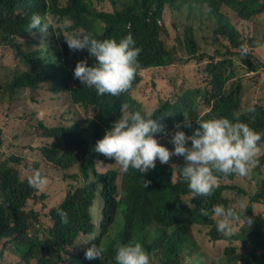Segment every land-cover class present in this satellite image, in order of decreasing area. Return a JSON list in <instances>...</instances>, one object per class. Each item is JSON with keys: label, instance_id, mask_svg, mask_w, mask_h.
<instances>
[{"label": "trees", "instance_id": "trees-1", "mask_svg": "<svg viewBox=\"0 0 264 264\" xmlns=\"http://www.w3.org/2000/svg\"><path fill=\"white\" fill-rule=\"evenodd\" d=\"M108 5L111 9L106 8ZM167 7L181 14L188 13L184 36H177L173 44L169 42L170 31L163 23ZM263 13L264 0H0V47L12 49L15 58L26 67L9 83L0 74V103L21 90H39L43 84L53 95L68 96L57 111L62 113L65 107V120L71 123L48 127L39 121L35 133L44 138L39 150L46 161L61 170L74 165L80 170V176L71 177L79 185H71L59 204L43 217L28 208L30 201L39 200V185L30 186V177L24 179L19 168L39 170L41 163L26 161L23 155L0 159V258L11 248L17 264H115L117 244L137 241L149 253L151 264H195L201 252L205 254L196 234L201 226L209 230V240H227L232 244L225 249L228 264H264V215L256 211L257 205H264V177L257 192L243 205L244 215L252 219V225L239 224L238 231L226 236L217 231L218 218L211 209L222 204L242 212L236 199L244 195L245 187L236 182L245 177L231 175L227 183L221 179L211 197L194 199L178 169L171 166H182V157H172L169 165L157 161L155 169L141 177L131 169L123 173L114 159L94 151L96 142L115 120L126 111H140V103L133 99L132 92L141 81V72L183 62L180 60L186 57L184 50L194 60L211 59L205 68L207 82L202 90L190 91L187 99L182 97L176 103L161 104L152 117L169 132H175V125L183 123L184 113L193 120L194 127H198L197 120H234L238 116L240 122L255 131H264V105L252 107L254 112L245 110L242 86L238 83L228 87L235 77L233 56L241 57L250 72L264 67V59L254 53L264 45V29L258 31L257 39H249L239 26L241 22L252 23L253 18ZM33 14L46 17L50 23L46 34L38 30L27 33ZM193 18L217 42L226 43V53L217 52V56H228V59H218L208 53L198 55ZM81 33H90L101 41H119L132 35L136 47L142 49L138 57L141 70L132 90L118 97L98 96L94 89L73 78L77 62L87 59L88 66L94 63L87 49L71 51L65 41ZM48 34L57 38L58 43L48 44ZM247 43L249 53L242 56L241 45ZM200 97H204L209 107L204 115L199 110ZM90 110L93 116L88 125L83 124L82 115ZM183 130L191 135L190 129ZM156 138L160 141L166 138L161 143L173 150L167 140L170 136L158 134ZM2 150L0 128V153ZM100 163L104 171L100 170ZM255 174L264 176V152L251 175ZM143 181H150L147 188ZM93 209L98 224L94 221ZM58 210L67 213V224L61 222ZM85 237L90 238L89 244L81 250L75 249L77 242ZM4 239L8 242L3 243ZM236 242L242 244L244 251ZM93 244L104 245L102 261L85 258Z\"/></svg>", "mask_w": 264, "mask_h": 264}, {"label": "clouds", "instance_id": "clouds-1", "mask_svg": "<svg viewBox=\"0 0 264 264\" xmlns=\"http://www.w3.org/2000/svg\"><path fill=\"white\" fill-rule=\"evenodd\" d=\"M49 28L50 23L46 17L33 14L26 31L32 34L34 30H38L46 34ZM65 41L71 51L87 49L89 56L94 58L92 66H88L87 59L77 62L74 79L85 87L94 89L98 96L118 97L132 90L141 70L138 57L142 49L136 47L131 34L119 41H101L93 38L90 33H81L69 36ZM240 52L242 56H247L248 46L241 45ZM127 107L124 106L125 109ZM254 111L255 109H250V112ZM195 124L198 127H194L193 120L184 113L183 123L175 125V132H169L151 113L126 111L105 131L104 137L96 142L94 151L108 159H114L115 165H119L123 173L131 169L141 177L155 169L157 161L162 165H169L172 157H182V166H171L178 169L194 199L211 197L221 179L227 183L230 182L228 177L231 175L248 177L259 166V157L264 152V131H255L247 123L240 122L238 116H234V120H197ZM183 129H190L191 135H187ZM158 134L171 137L169 143L173 145V150H169L156 138ZM45 182L38 171L29 178L30 186L33 187L42 186ZM149 184L150 181L144 182L145 188ZM241 209L242 212H237L233 207L222 204L212 207L214 217L218 218L216 227L220 234L230 236L236 231L237 225H252V219L244 215L246 210L243 205ZM57 214L62 223H68L66 212L58 210ZM105 251L103 244H93L87 249L85 258L102 261ZM115 253V264H151V257L141 242L117 244Z\"/></svg>", "mask_w": 264, "mask_h": 264}, {"label": "rangeland", "instance_id": "rangeland-1", "mask_svg": "<svg viewBox=\"0 0 264 264\" xmlns=\"http://www.w3.org/2000/svg\"><path fill=\"white\" fill-rule=\"evenodd\" d=\"M106 8L111 9L109 5ZM186 14L188 13L183 11L181 14L171 7H167L163 23L170 31V44H173L177 36H184V27L188 23ZM193 23L198 55L208 53L217 56V52L226 53V43L217 42L211 32L206 30L196 18H193ZM255 24L258 26L255 27ZM239 26L244 37L257 39L258 31L264 29V13L253 18L252 23L241 22ZM48 36L50 37L48 44L51 42L58 43L57 38H53L50 34ZM35 39L37 40V38ZM246 45L248 46V43ZM34 47L36 48V46ZM38 47L42 49L41 46ZM183 53L186 55L180 60L183 62L141 72V81L132 92V97L140 103L142 113H151L153 116L161 104L176 103L182 97L187 99L190 96V91L203 89L207 82L205 68L211 59L199 58L194 60L185 50ZM254 53L258 58L264 59V45L257 47ZM217 57H220L218 59L229 58L228 56ZM233 60L236 68L232 71L235 77L228 83V87L238 83L242 86L243 109L248 110L258 104L264 105V67L257 72H250L241 57L233 56ZM25 70V65L15 58L12 49L0 47V74L5 83H9L18 73ZM65 99H69L68 96L64 95L62 98V96L53 95L48 91L47 85L43 84L39 90H21L15 95L6 97L0 103V128L3 132L4 146V150L0 153V159L23 155L26 161L41 163L39 170L23 166L19 168L24 179L31 177L35 171L43 173L47 177L46 182L42 186L39 185V200H32L28 204L29 209L37 211L43 217L59 204L71 185H79V182L71 178L76 175L80 176L79 167L74 165L70 169L61 170L60 167L56 168L51 162L46 161L42 150H39V147L44 144V138H39L35 133L39 121H43L48 127L71 123V120H65V107H63L65 110L62 113L57 111L60 104L63 106ZM198 103L200 104V113L202 115L208 113L209 107L204 97H200ZM92 116L91 110L85 116L82 115L83 124L88 125ZM164 140L166 138L162 139L161 142ZM167 140L170 139L167 138ZM99 168L102 171L105 169L102 163L99 164ZM263 177V175L255 174L236 182L245 187L244 195L236 199L241 205H246L251 194L257 192L258 184L261 183ZM43 196L46 198L43 199ZM96 204L95 207L98 208L99 205ZM256 211L264 215V205H257ZM93 215L94 221L97 223L98 216L94 209ZM239 228L240 226L237 225L236 231ZM208 231L207 228L201 226L196 229V234L204 247L205 254L202 251V255L195 259V264H228L225 259V249L232 244L227 240L218 242L209 240ZM89 239L88 237L81 239L77 242L75 249H83L89 244ZM2 242H8V239H4ZM235 244L241 251H244L240 242ZM1 247L2 243H0ZM16 261L18 260L14 257L11 248L5 251L3 258H0V264H17Z\"/></svg>", "mask_w": 264, "mask_h": 264}]
</instances>
